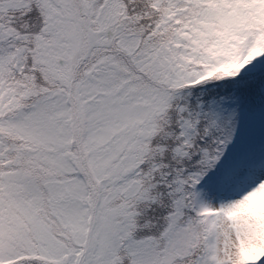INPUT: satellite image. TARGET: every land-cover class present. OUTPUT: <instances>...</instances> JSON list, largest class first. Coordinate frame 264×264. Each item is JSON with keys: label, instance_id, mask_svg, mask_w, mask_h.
I'll return each mask as SVG.
<instances>
[{"label": "snow or ice", "instance_id": "1", "mask_svg": "<svg viewBox=\"0 0 264 264\" xmlns=\"http://www.w3.org/2000/svg\"><path fill=\"white\" fill-rule=\"evenodd\" d=\"M0 264H264V0H0Z\"/></svg>", "mask_w": 264, "mask_h": 264}]
</instances>
